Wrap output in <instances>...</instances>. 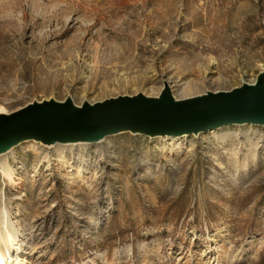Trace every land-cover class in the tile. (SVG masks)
Here are the masks:
<instances>
[{"label": "rangeland", "instance_id": "obj_1", "mask_svg": "<svg viewBox=\"0 0 264 264\" xmlns=\"http://www.w3.org/2000/svg\"><path fill=\"white\" fill-rule=\"evenodd\" d=\"M262 71L264 0H0L6 113L48 99L157 96L165 83L182 99ZM174 146L130 132L24 141L0 154L15 179L0 172V232L5 207L24 264H264V125ZM180 196L185 220L171 216Z\"/></svg>", "mask_w": 264, "mask_h": 264}, {"label": "water", "instance_id": "obj_2", "mask_svg": "<svg viewBox=\"0 0 264 264\" xmlns=\"http://www.w3.org/2000/svg\"><path fill=\"white\" fill-rule=\"evenodd\" d=\"M234 124L264 125V71L253 83L182 99L165 83L157 96L137 93L80 105L70 97L34 101L0 112V154L29 140L46 146L95 143L122 132L197 135Z\"/></svg>", "mask_w": 264, "mask_h": 264}, {"label": "bare ground", "instance_id": "obj_3", "mask_svg": "<svg viewBox=\"0 0 264 264\" xmlns=\"http://www.w3.org/2000/svg\"><path fill=\"white\" fill-rule=\"evenodd\" d=\"M0 111H4V108L0 105ZM188 134H183L179 136H158L163 140H172L174 149L178 152H182L186 148L187 137ZM232 134L229 132L222 133L217 135V139L223 146L230 142L232 139ZM39 143V142H38ZM245 143H249V138L246 139ZM57 145V144H55ZM54 145V146H55ZM173 164V163H172ZM0 172L4 177H6L9 181L15 182L13 169L8 164H3L0 168ZM2 215H3V231L0 232V238L3 239V247L0 245V264H24L25 258L23 255L25 252L23 251V246L20 243L16 231L11 227V222L8 219V212L5 207H2ZM3 248L6 250L4 252ZM12 253V256H10ZM12 257H14L12 259Z\"/></svg>", "mask_w": 264, "mask_h": 264}, {"label": "trees", "instance_id": "obj_4", "mask_svg": "<svg viewBox=\"0 0 264 264\" xmlns=\"http://www.w3.org/2000/svg\"><path fill=\"white\" fill-rule=\"evenodd\" d=\"M181 197L182 196H180L178 200L180 203L174 205V210L171 214V216L176 218V220H179L181 217H184L183 218L184 220L187 218V213L185 211V201L186 200L184 201V199H187V197L186 198L185 196L182 198Z\"/></svg>", "mask_w": 264, "mask_h": 264}]
</instances>
